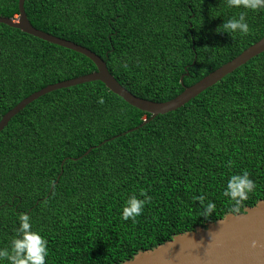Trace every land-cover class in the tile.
<instances>
[{
  "label": "trees",
  "instance_id": "1",
  "mask_svg": "<svg viewBox=\"0 0 264 264\" xmlns=\"http://www.w3.org/2000/svg\"><path fill=\"white\" fill-rule=\"evenodd\" d=\"M18 3L0 0V16L18 17ZM24 8L34 28L91 50L120 85L153 102L264 37V10L226 0H25ZM241 11L247 35L224 33V20ZM95 70L84 55L0 23V121L34 92ZM150 118L97 81L50 92L13 117L0 132V247L26 212L48 242L46 264H120L230 213L222 195L230 174L247 170L256 186L239 213L264 200V52L141 126ZM141 189L151 201L135 223L122 221L125 199ZM200 196L216 205L207 220Z\"/></svg>",
  "mask_w": 264,
  "mask_h": 264
},
{
  "label": "water",
  "instance_id": "2",
  "mask_svg": "<svg viewBox=\"0 0 264 264\" xmlns=\"http://www.w3.org/2000/svg\"><path fill=\"white\" fill-rule=\"evenodd\" d=\"M25 0H19V16L16 19L0 16V23L18 29L23 33L53 45L84 55L93 62L96 70L70 80L46 86L23 99L6 113L0 121V132L11 119L40 97L60 89L77 85L101 82L113 94L122 98L130 106L146 112L151 118L174 112L225 76L264 52V37L253 44L232 61L222 65L205 76L175 98L165 102H153L135 96L125 89L109 72L106 62L91 50L72 41L45 33L32 26L25 8ZM187 75V74H186ZM184 77H181V82ZM120 264H264V200L252 207H246L236 215L226 214L223 218L210 222L206 227L197 226L193 230L177 234L171 240L150 250H143Z\"/></svg>",
  "mask_w": 264,
  "mask_h": 264
},
{
  "label": "clouds",
  "instance_id": "3",
  "mask_svg": "<svg viewBox=\"0 0 264 264\" xmlns=\"http://www.w3.org/2000/svg\"><path fill=\"white\" fill-rule=\"evenodd\" d=\"M226 4L230 8H241L245 11L264 10V0H226ZM245 11H241L235 18L224 20L221 25L224 29L223 32L228 35L230 33L247 35L249 27L245 22ZM97 102L102 104L103 98H98ZM255 187V183L250 179L247 170L227 176L222 195L231 202V215L239 213L240 205L254 191ZM53 194H55L54 187ZM150 201L151 197L142 189L129 194L121 208L120 219L135 223L136 218L142 214L146 204ZM197 203L200 216L205 220L214 215L216 207L214 202L209 200L205 203V198L200 196L197 197ZM47 245L48 242L40 231L34 230L30 215L21 212L17 216L16 227L8 244L0 247V264H46V258L49 255Z\"/></svg>",
  "mask_w": 264,
  "mask_h": 264
}]
</instances>
